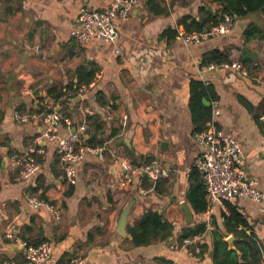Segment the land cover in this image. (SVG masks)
<instances>
[{"label":"crops","instance_id":"0c3cea01","mask_svg":"<svg viewBox=\"0 0 264 264\" xmlns=\"http://www.w3.org/2000/svg\"><path fill=\"white\" fill-rule=\"evenodd\" d=\"M108 2L0 0V264L9 259L23 261L17 238L31 244L49 240L51 258L43 264H68L78 255L81 264H212L210 252L196 254L195 241L200 238L178 239L184 227L200 220L214 219L221 226V211H227L217 205L209 217L195 212L187 198L193 182L191 169L201 149L189 102L194 79L212 84L219 109L217 124L240 141L247 171L264 191V131L260 126L264 121V40L245 41L243 36L249 24L264 28V12L236 17L225 35L185 45L178 33L185 30L180 17L199 20L200 7L208 10L210 6L213 12L218 5L207 0H152L150 4L144 0L131 9L127 19L115 21L112 42L90 40L82 45L74 41L79 8L100 9ZM245 47L254 55L243 56ZM213 49L227 52L229 61H240L247 73L219 64L202 65L203 54ZM90 70L94 77L86 83L85 72ZM24 87L37 99L25 94ZM37 87L40 90L35 94ZM76 87L66 91L68 100L63 103L70 112L66 117L71 129L83 123L87 127L88 117L96 113L103 126L98 135L107 140L102 153L89 152L78 163L72 184L60 165L56 141L42 135V120L36 116L21 122L14 113H37L43 102L56 107L48 89ZM207 93L212 97V90ZM204 100L211 104L207 96L201 97ZM123 114L127 115L125 125L120 124ZM114 129L117 132L110 136ZM27 145L43 150L42 169L34 185L10 168L9 155L22 152ZM123 159L133 165L157 159L167 167L168 176L157 182L163 192L152 185L144 187L145 176L139 174L127 186L119 185ZM36 185L39 189L32 191ZM43 188L57 212L27 201V193L39 196ZM184 203L192 212L189 221ZM232 203L264 244V213L259 204L246 197ZM128 204L123 233L118 221ZM150 209L173 224L171 234L134 244L131 229ZM9 231L14 237L7 236ZM225 239L231 242L232 233Z\"/></svg>","mask_w":264,"mask_h":264},{"label":"built area","instance_id":"2783aa9c","mask_svg":"<svg viewBox=\"0 0 264 264\" xmlns=\"http://www.w3.org/2000/svg\"><path fill=\"white\" fill-rule=\"evenodd\" d=\"M144 0H109V2L100 9L83 5L79 8L76 24L72 30V38L78 44H85L90 40L109 41L115 38L117 19H127L134 6L141 5ZM234 25V18L229 14H224L223 18L217 23L202 29L186 31L179 33L185 45L202 43L210 38L218 37L228 33ZM119 53V49H114ZM209 67L216 66V63L208 64ZM224 67H231L246 74L247 71L240 61H227L220 63ZM24 93L31 95L30 89L24 87ZM32 96V95H31ZM33 99H37L32 96ZM68 94L63 93L56 101L57 106L44 105L37 113H20L15 111L14 116L21 122L28 121L31 117H39L45 124L42 135L49 139L55 140V151L58 155L60 165L64 171L65 178L69 183L74 184L77 178V165L87 155V153H102L104 144L99 146H90L83 142L81 133L85 130V124L78 126V129H71L70 118L63 116L61 107ZM38 102V100H37ZM219 109L217 101H211V115L205 121L204 128L196 133L201 149L199 158L195 167L202 174L205 185L206 208L202 211L209 217L217 205L223 206L224 201L246 197L260 206L264 213V191L258 187L257 179L251 176L244 160V153L240 141L231 133L223 130L217 124V115ZM127 115L120 117V124H126ZM43 150L33 145H27L22 152L9 155L11 161L10 168L16 171L18 178L28 181L29 185H34L38 174L42 169V163L37 159V155L42 154ZM123 174L119 179V185L127 186L133 180L136 174L147 177L154 186L156 181L168 176V168L161 165L157 159L149 162H143L133 165L128 160L121 161ZM29 204L34 207L46 205L48 208L55 210V206L48 200H43L36 194L27 193L25 195ZM208 230L213 228L211 221H206ZM7 236L14 237L10 231ZM196 236L189 241H195ZM24 253L23 261L15 259L3 261L1 264H43L51 258L52 245L49 240L45 239L37 244L28 243L26 240L17 238ZM196 254L201 253L198 241H195ZM81 256L72 257L68 264H81Z\"/></svg>","mask_w":264,"mask_h":264},{"label":"trees","instance_id":"16d2710c","mask_svg":"<svg viewBox=\"0 0 264 264\" xmlns=\"http://www.w3.org/2000/svg\"><path fill=\"white\" fill-rule=\"evenodd\" d=\"M148 4L152 0H146ZM211 3H216L218 7L215 11L206 10L205 7H200L203 15L199 20L191 19L190 16L185 15L180 17L179 23L184 26L186 31L202 30L205 29L223 18L224 14H229L234 18L246 15L249 12L262 10L264 12V0H207ZM161 10V9H160ZM169 30V29H167ZM244 40L257 38L264 40V28L259 27L256 24H249L243 31ZM244 59L243 61H247ZM229 61L227 52L221 53L217 49H213L203 54L201 59L202 65H208L210 63L220 64ZM85 82L89 83L93 77L94 72L92 70L85 72ZM68 89L77 90L76 88H67L62 90H54V88L48 89L47 93L53 102H56L58 98L65 93ZM208 90H212L213 95L210 97L207 93ZM216 92L213 89L212 84H203L200 80H191V94L190 105L195 115L196 123L198 124L197 132L202 130L205 125V121L211 115V104L205 105L201 101L202 96H207L210 101L216 99ZM100 92H97L99 95ZM68 100H64V103ZM44 101V98H41ZM44 104V102H43ZM43 104L40 105L41 109ZM252 105L249 106L250 110ZM63 116H70V112L66 105L61 109ZM264 114V110H263ZM257 118V116H256ZM258 120V118H257ZM261 128L264 131V121L260 122ZM103 128L100 116L98 114L90 115L88 117V123L85 130L81 133L82 140L85 144L90 146L103 145L107 140V137L98 135V132ZM117 129L112 130L110 136H112ZM37 159L41 160V156L37 155ZM190 178L191 183L187 198L195 212H202L206 208L205 198V185L200 171L193 167L191 169ZM162 181V178L157 180L154 188L158 192H163V189H159L158 181ZM142 184L144 187L151 185V181L143 177ZM38 185L32 188V191H37ZM39 197L43 200H47L45 196L44 188L39 194ZM224 206L227 211H221L222 223L219 226L214 219H212L213 228L207 230L206 222L200 220L194 224L184 227L178 236L180 242L191 240L196 236H201L198 244L202 252L206 253L211 259L212 264H264V244L257 237L253 227H250L246 217L239 211L237 206L231 201H224ZM223 224V226H222ZM134 228L131 229V239L134 244L141 245L149 242L152 237H165L171 234V228L173 224L168 220H163L162 215L156 210H147L143 216L134 224ZM228 233H232L233 239L231 242L225 239ZM206 235L210 237V240H206ZM29 243V242H28ZM39 243V242H38ZM37 244V243H34Z\"/></svg>","mask_w":264,"mask_h":264},{"label":"water","instance_id":"95a60500","mask_svg":"<svg viewBox=\"0 0 264 264\" xmlns=\"http://www.w3.org/2000/svg\"><path fill=\"white\" fill-rule=\"evenodd\" d=\"M207 8H208V10H211V7H210V6H208ZM29 34H31V31H29ZM242 55H243V56H253L254 53H252V52L249 50L248 47H245V48L242 50ZM39 90H40L39 87H37V88L35 89L34 93H35V94L39 93ZM77 97H79V95H78ZM204 103H205V104H209V101L204 100ZM130 206H131V205L128 204V205L122 210V212H121V214H120V217H119L118 227H119V230H120L121 232H123V233L125 232L124 229H125V225H126V222H127V216H128L129 210H130ZM182 207H183V210H184V212H185V214H186V220L189 221V220L192 218V212H191L189 206L187 205V203H184Z\"/></svg>","mask_w":264,"mask_h":264}]
</instances>
